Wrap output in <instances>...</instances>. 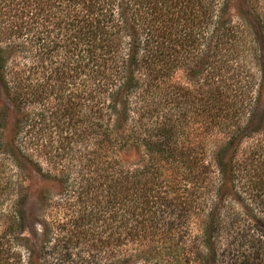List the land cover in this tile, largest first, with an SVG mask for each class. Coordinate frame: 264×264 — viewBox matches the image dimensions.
<instances>
[{
  "label": "trees",
  "instance_id": "trees-1",
  "mask_svg": "<svg viewBox=\"0 0 264 264\" xmlns=\"http://www.w3.org/2000/svg\"><path fill=\"white\" fill-rule=\"evenodd\" d=\"M7 2L15 20L5 36L0 35V43L5 41L21 58L31 56V65L54 81L51 96L46 95L52 97V106L34 114L40 126L52 127L58 137L51 149L61 168L53 177L62 186L61 201L73 195L76 204L86 203L83 208H67L65 219L54 228L60 231L58 236L46 228L40 251L55 236L51 250L57 260L65 261L80 246L74 238L86 234L85 225L101 219L104 227L98 233L87 232L94 244L83 252L92 251L98 242L102 249L96 251L107 253L106 264H136L139 258L140 264H264V179L260 176L242 190L259 198L255 205L245 204L236 192L239 186L232 182L236 170L231 159L222 160L219 152L215 163L230 177L224 181L230 188L223 193L219 187L209 191L206 196L210 194L212 200L207 202L196 184L199 177L191 174L194 165L185 158V149L174 143L178 123L168 84L174 46L184 65L200 66L191 71L195 85L217 94V86L212 88L214 71L206 69L226 64L223 58L237 31L242 49L252 48L246 28L222 27L209 52L205 42L209 30H204L212 24V16L197 12L196 0ZM4 63L1 55L0 67ZM262 67L258 86L264 91V63ZM218 101L200 103L210 120ZM177 104L186 108L185 100ZM24 117L21 125H29L30 115ZM17 128L7 150L13 159H17L14 154L24 156V139L20 140L22 131ZM70 145L79 150L70 154ZM130 152L136 158L127 161ZM247 160L244 173L258 177L254 171L264 167V148L252 150ZM179 168L185 174L172 179ZM9 181V176L0 177L1 218V197ZM87 201L93 203L89 211ZM100 211L103 216L96 215ZM6 220L0 234V264H20L16 250L25 248L19 235L21 215L12 213ZM122 245H127L124 250ZM9 257L11 262L6 261Z\"/></svg>",
  "mask_w": 264,
  "mask_h": 264
},
{
  "label": "rangeland",
  "instance_id": "rangeland-1",
  "mask_svg": "<svg viewBox=\"0 0 264 264\" xmlns=\"http://www.w3.org/2000/svg\"><path fill=\"white\" fill-rule=\"evenodd\" d=\"M196 2L197 12L202 10L207 16H212V24L204 30H209L205 40L209 52L222 27L228 25L234 30L244 26L249 32L248 44L252 48L247 46L244 51L241 37L238 31L235 32L223 58L226 64L210 65L206 69L214 71L211 78L212 88L216 86L218 88L217 94L211 95L208 87L194 83L197 78H193L191 71L199 70L200 66L195 64V67L193 63L184 65L183 60L177 57L178 47L173 46L168 84L174 99L173 119L178 123L177 128L173 129L174 143L177 148L185 149L187 153L185 158L194 165L191 174L199 177L196 184L200 186L199 191L202 192L203 198H207V202L212 200L210 194L206 196L209 191L214 193L219 187V193L229 192L230 186L228 184L224 186V181L229 182L230 177L222 174L221 165L215 163L217 153L220 152V158L224 161L231 159L236 170L232 174V182L239 186L237 194H240L245 204L255 205L259 198L250 195L254 192L248 191L249 194H244L245 191L242 190H248L246 186L251 182L254 185L260 176L264 179V167L261 171H254L258 177L255 174L244 173L243 170L246 167L245 163L248 162L249 153L255 148H264V91L260 85L258 86L264 63V0H196ZM10 8L7 0H0V35L7 33L8 28L14 24L15 17L10 15ZM161 23L159 20L157 27ZM0 48L5 51L4 55L0 54L5 61L3 68L0 67V159L5 158L2 161L4 169L0 177L6 180L9 176L10 180L8 189L1 197L4 216L0 217V234L5 228L6 216L12 213L20 214L22 226L19 235L23 239L21 244L27 249L22 246L16 250L20 264H106L107 253L103 250L96 251V248L102 249L98 242L92 251L83 252L86 251V246L94 244V239L87 232L98 233L104 227L101 219L93 225H85L84 229H88L86 234L82 233L78 239L74 238L80 242V246H77L72 252L73 255L65 261L57 260L56 254L51 250L52 245L57 243L55 236H52L46 244L47 247L40 251L46 228L58 236L60 231L54 228L65 219L67 208L77 209L79 206L83 208L86 203L76 204L73 195L66 200L63 196L61 201L62 186L58 180L53 179L61 168L56 165L57 159H53L54 151L51 149L56 146L58 137L52 127L44 124L40 126L39 116L34 114L43 106L46 108L52 106V97L46 95L51 96L54 81L43 76L42 68L31 65L33 64L31 56L21 58L17 52L7 47L5 41L0 43ZM210 60L218 61L215 57H210ZM184 94L186 96L182 99L181 95ZM209 96L213 98L211 101ZM181 100L186 102L185 109H181L177 104ZM216 100H219L218 109H214L216 114L213 120H210L200 103L208 101L213 104ZM194 102L199 105L192 106ZM25 115H30L29 125H21ZM16 128L22 131L20 140L24 139V149L21 153L24 156L20 157L24 158L14 154L17 159H13L7 150ZM70 146H72L70 154H73V150H79L75 145ZM126 156L127 161L136 158L135 152H130ZM238 168L240 170H237ZM168 174L170 177L172 172ZM184 174V170L179 168L171 178L178 180L177 178ZM92 206L93 203L87 201V211ZM96 215L103 216L101 211ZM104 235L102 234L100 238L103 239ZM126 246L121 247L124 250ZM6 261L11 262L12 258L9 257ZM136 264H140V258Z\"/></svg>",
  "mask_w": 264,
  "mask_h": 264
}]
</instances>
